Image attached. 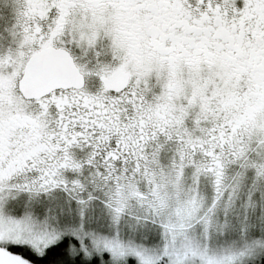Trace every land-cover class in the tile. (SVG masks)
Listing matches in <instances>:
<instances>
[{"label":"snow or ice","instance_id":"6c2138e0","mask_svg":"<svg viewBox=\"0 0 264 264\" xmlns=\"http://www.w3.org/2000/svg\"><path fill=\"white\" fill-rule=\"evenodd\" d=\"M0 264H264V0H0Z\"/></svg>","mask_w":264,"mask_h":264}]
</instances>
